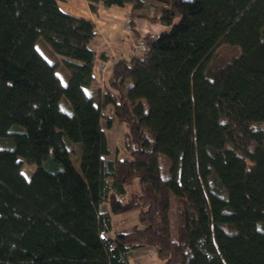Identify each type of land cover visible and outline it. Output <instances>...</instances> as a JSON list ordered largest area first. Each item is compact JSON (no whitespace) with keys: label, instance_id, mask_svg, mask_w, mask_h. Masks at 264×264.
Returning a JSON list of instances; mask_svg holds the SVG:
<instances>
[{"label":"trees","instance_id":"16d2710c","mask_svg":"<svg viewBox=\"0 0 264 264\" xmlns=\"http://www.w3.org/2000/svg\"><path fill=\"white\" fill-rule=\"evenodd\" d=\"M87 2L131 3L146 43L96 90L91 19L0 0V264H129L142 246L163 264H264V0ZM221 43L240 54L207 66ZM103 119L125 124L130 157H106ZM132 209L142 225L111 232Z\"/></svg>","mask_w":264,"mask_h":264},{"label":"rangeland","instance_id":"374dc122","mask_svg":"<svg viewBox=\"0 0 264 264\" xmlns=\"http://www.w3.org/2000/svg\"><path fill=\"white\" fill-rule=\"evenodd\" d=\"M127 15V14H126ZM128 15L131 16L130 13ZM126 16L124 17V19ZM145 23V24H144ZM155 25L157 27H160L157 23H150L144 19H137L135 25L141 27L142 30H147L145 27H150L149 25ZM160 29V28H159ZM37 49L48 59V44L40 38L36 43ZM241 52V48L239 45H232L228 43H221L219 44L213 51V53L210 56V59L207 62L208 65H215L219 63L220 61L227 59L228 57L239 55ZM96 87L92 88L91 90H96ZM62 111H57V115L55 118V125L58 127H61L63 124V118L66 114L63 110L66 109L65 105H62ZM109 113V109L105 108L104 112ZM60 112V113H59ZM106 113H104L106 116ZM67 116V114H66ZM103 128L106 132L107 136V142L109 146V154L106 156L107 158L114 157L117 155L119 158L123 157H130V153L128 148L125 146L124 142V131L126 129V126L123 122L118 121L115 119L111 125V127L105 126V120H102ZM72 161L75 167L79 168V159L77 155H72ZM35 164H29L23 161L22 164V171L26 174V176H30L32 171L35 168ZM112 220V228L111 232H114L115 230H128L135 227H140L142 224L139 221V215L137 209H132L125 212H120L116 214L111 215ZM164 261L160 259L154 248L152 246H142L137 247L133 251V253L129 257V264H163Z\"/></svg>","mask_w":264,"mask_h":264},{"label":"crops","instance_id":"0c3cea01","mask_svg":"<svg viewBox=\"0 0 264 264\" xmlns=\"http://www.w3.org/2000/svg\"><path fill=\"white\" fill-rule=\"evenodd\" d=\"M58 4L65 12L91 19L94 22L95 35L91 38L89 44L96 51L97 55L103 52L105 57L99 55L97 57L95 74L97 75L99 82L97 85L91 86V88L97 86L102 88L105 73L101 77L98 72L100 59L109 58L111 60L113 57L127 56L131 54L128 42L123 39V27L125 24L124 17L126 14H131L133 11L132 4L125 3L123 5L113 4L110 6H101L96 13L90 10L87 0H58ZM136 27H138L141 32L144 31L142 30V26L139 27L136 25ZM145 29H147V27H145ZM57 72L64 82L65 74L59 70H57ZM105 108L109 109L110 112V105H106ZM104 109L103 114L106 113V111L104 112ZM106 116H109V113H106ZM134 250L135 249H133V251Z\"/></svg>","mask_w":264,"mask_h":264},{"label":"built area","instance_id":"2783aa9c","mask_svg":"<svg viewBox=\"0 0 264 264\" xmlns=\"http://www.w3.org/2000/svg\"><path fill=\"white\" fill-rule=\"evenodd\" d=\"M124 20H125V24L123 27V39L128 42L131 54H135V55L143 54L146 51V43L144 39L136 35V32L132 27L130 15L127 14ZM149 30L158 31L159 27L155 25H150L149 29L147 28V30H144L142 32H147ZM109 65H110L109 58L100 59L98 65V72L101 77L104 75L106 70L109 69Z\"/></svg>","mask_w":264,"mask_h":264}]
</instances>
